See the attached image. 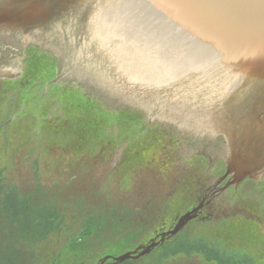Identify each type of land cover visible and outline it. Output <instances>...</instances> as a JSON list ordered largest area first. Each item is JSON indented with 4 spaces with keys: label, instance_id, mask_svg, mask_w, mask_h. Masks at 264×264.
Returning <instances> with one entry per match:
<instances>
[{
    "label": "water",
    "instance_id": "water-1",
    "mask_svg": "<svg viewBox=\"0 0 264 264\" xmlns=\"http://www.w3.org/2000/svg\"><path fill=\"white\" fill-rule=\"evenodd\" d=\"M0 40L17 47L33 42L44 52L35 65L55 69L60 60L69 72L62 83L67 94L60 105L52 102L51 117L42 107L49 97L39 105L40 96L33 95L41 74L23 87L3 85L8 93L0 96V122L10 102L26 103L25 115L29 107L37 112L34 121L17 117L4 130L11 136H0V164L10 165L32 204L50 199L63 211L80 205L87 213L111 211L124 195L150 193L151 185L167 192L180 177L224 175L234 186L246 181L223 199L264 214V180L250 181L264 178V0H0ZM3 47L0 66L11 67L14 50ZM79 104L81 118L73 112ZM149 136L162 137L161 147L174 152L167 163L158 160L160 145L155 148ZM140 143L147 167L140 170L133 161L116 171L124 156L119 149L140 153ZM233 220L188 231L235 254L243 249L230 250L223 232L239 239L232 225L248 222ZM187 222L181 220L172 235ZM116 227L121 237L98 264L138 259L158 246L137 254L140 248Z\"/></svg>",
    "mask_w": 264,
    "mask_h": 264
},
{
    "label": "flooded vegetation",
    "instance_id": "flooded-vegetation-1",
    "mask_svg": "<svg viewBox=\"0 0 264 264\" xmlns=\"http://www.w3.org/2000/svg\"><path fill=\"white\" fill-rule=\"evenodd\" d=\"M4 45L5 48L9 49L5 50V52H11V50H14V52L11 53L14 65L10 67L7 63H3V65L0 66V96H4L8 93L4 90L7 86L3 85H15L23 87L24 83L26 82L25 79L37 78L39 77V74H41L42 79L35 86V89H38L37 93H33V95L37 98L40 96V101L38 103L49 97V100L46 103H43L42 107L43 113H47L46 116L51 117L53 106L52 102L54 101L55 105H60V103H62V96L65 93V90L67 92L66 86L62 85V83L66 84L67 76H69V72L66 70L67 68L61 67L60 60H57L58 62L55 64V69H52V67H41L35 65L39 61H44V58H40L43 57L44 52L37 49L36 44L33 42H23L21 47H17L13 44H3V40H0V47L4 48ZM50 56L53 57L52 55ZM11 69L20 70L14 73ZM45 75H52L53 77L45 81V78L47 77ZM58 78H60L59 82H53L57 81ZM8 88L10 89V87ZM75 93L82 97L81 91L76 88ZM16 95L18 96V93H16ZM66 98L67 97L65 96L64 100L67 102ZM20 101L21 103L10 102L8 104V107L6 108L7 117L0 122V136H3L4 134H9V136H11L10 132H6L4 130L8 126L16 123L17 117L20 118L19 120L29 119L30 121H34L36 118L37 112H31L30 107L28 108V115H25L26 103H23L22 100ZM39 105H41V103ZM80 106L82 107L80 104L79 106H73V112L79 118H81L83 115V110L80 108ZM0 112H3L4 114V105L1 101ZM22 114L24 115L22 116ZM62 117L63 115L61 114L58 118L61 119ZM75 129L81 133L80 126L76 127ZM218 139L221 140V138ZM223 142L224 141H222V143ZM1 143L2 142L0 141V144ZM79 143L81 142L77 141V144L80 146ZM141 145L142 144L140 143V147ZM223 145L225 146V142ZM129 149V153L123 150L121 152V149H119L118 153L122 155L124 153V156L123 159H121L122 161H120L117 165V170L115 169L116 171L119 170L122 164H128L133 161H136L137 165L140 167V170H143V168L147 167V149L145 148L146 150L143 151L141 147L140 153H137L135 148L132 149L129 147ZM2 150L3 148L0 145V156L2 155ZM133 151L134 153L132 154ZM172 152L162 148L161 152L159 153L160 157L158 160L165 161L163 163H167L170 157H173L174 155V152ZM158 160L154 161L158 163ZM221 161L225 164L224 158ZM4 169L5 168L0 166V214L2 213L4 200L9 199V195L2 194L5 187L4 184H2L3 180L5 179ZM93 177H95V179H101L103 178V175L100 177ZM231 180L230 177L224 179V175L218 179L207 177H180L174 180L172 186L167 192L161 191L155 186L151 185L153 189H150V193H139L137 195L126 194L124 195L125 197L121 198L120 200L121 205L116 206L117 208L114 207L111 211L109 210L112 230L110 233L116 234V226L120 227L122 231L119 234H124L126 239L129 236L132 239V243H134V249L139 250L140 248L137 254L141 253L151 244L157 243L158 246H156V248L153 249L150 254L131 260L136 264H151L150 260L146 259H148V257L153 254L154 251L173 248L183 238V234H186L192 238V230L188 231L190 227L203 224H218L225 220H230L229 222L233 224V218L240 217L242 220L247 221L248 225H242L240 223L232 225L237 229L238 234H241L239 239L236 238V234L233 232H223L222 237L230 240V242H226V244L229 243V246L231 247L230 250L233 251L236 246L243 249V251H235V254H239L238 256H234L236 257V264H264V214L262 216L254 215L252 212L246 210V208H244L241 203H238V205H230V199L227 200L225 197L223 199V195H225L228 189L233 187L237 190L246 181L245 180L238 186H234L230 184ZM262 180H264V178L260 180L252 179L250 181L259 183ZM5 181L6 185L8 186L17 183L15 178L12 177ZM94 181L95 180H92L93 183ZM12 189L13 188H7V194H11L9 191ZM230 203H232V201H230ZM181 220L183 223L185 220H188V222L179 233L172 235V232L175 230L176 226ZM113 240H115V238H113ZM236 240H239V243H236ZM172 258L175 259L179 264H200V262L202 263V261H206L196 258ZM166 260L167 259H165V261ZM161 262L162 263L160 264H168L163 261Z\"/></svg>",
    "mask_w": 264,
    "mask_h": 264
},
{
    "label": "trees",
    "instance_id": "trees-1",
    "mask_svg": "<svg viewBox=\"0 0 264 264\" xmlns=\"http://www.w3.org/2000/svg\"><path fill=\"white\" fill-rule=\"evenodd\" d=\"M149 140L153 141V145H155V148L157 145H160V142L164 139L162 137L156 136V138H153L149 136ZM162 143L159 146V149H162ZM11 194H14L16 191L14 189L10 190ZM7 192V191H5ZM38 193V191H37ZM25 201V204H27L26 210H35L36 212L41 211H50V215H45L42 213V217L40 218V224L37 226H41L43 229H46L47 223L44 222L45 219H51L52 225L47 226L49 229L52 227L51 233L55 232L58 228L61 229L62 227L64 230L68 231L69 229V221L70 219H74L76 222H78L82 226V231L76 236V238H72L68 241L67 245L63 246L65 247L64 251H61L59 262H56V253L59 251L55 247H52L49 253L45 251V258L41 256L40 253L37 254V256H34L33 253V243L29 242L31 240L37 241L42 240L44 241L47 237L45 232L35 230V233H28L26 235L27 241L25 244L24 242H21L20 245H17V247L21 250L20 258L19 256L16 257L15 264H48V262H53L51 264H64L65 262H61L63 259L67 260L71 258L73 254H79V260L77 264H96L92 263L89 259L95 249H100L101 251L105 250L110 242H113L112 237L110 236L112 232L111 230V224H110V216H109V209H106L105 207H99L97 209L93 208L94 210H90V212H86L83 206L80 205L79 209L69 208L68 211H63L60 206H56L55 202H53L50 199L47 200H38L35 203H33V199L30 196L23 199ZM52 201V203H51ZM48 204V205H47ZM80 204V203H77ZM37 206L38 208L34 207ZM39 205V206H38ZM40 208V209H39ZM62 210L60 211L59 210ZM67 210V209H66ZM85 211V212H84ZM37 216V215H36ZM33 222V221H32ZM31 222V223H32ZM30 223V225H31ZM28 224V223H27ZM62 230L61 232L65 233V231ZM59 232V231H58ZM59 232V233H61ZM120 235L117 236L116 240H119ZM215 245V244H213ZM46 249V247H45ZM167 251H170L169 254L166 257L172 256V257H178L181 254H186L187 257H191L194 255L195 257H199L200 259H205L207 264L209 263H216V264H236L235 259H232L233 256H229L226 253L219 250L217 247L212 246V243L209 241H206L204 239H199L198 243L195 244L192 247H188L187 249H181V250H173V249H164ZM48 254V255H47ZM55 256V257H54ZM62 259L60 260V258ZM4 258V257H3ZM55 258V259H54ZM196 258V259H199ZM66 260V261H67ZM81 260V262H80ZM61 262V263H60ZM109 264H113L111 261H108ZM125 263L135 264L131 261H127ZM203 264V263H202Z\"/></svg>",
    "mask_w": 264,
    "mask_h": 264
},
{
    "label": "rangeland",
    "instance_id": "rangeland-1",
    "mask_svg": "<svg viewBox=\"0 0 264 264\" xmlns=\"http://www.w3.org/2000/svg\"><path fill=\"white\" fill-rule=\"evenodd\" d=\"M0 166H2L4 169V180L2 182V184H4V190L3 193L4 195H9V199L8 200H4V204H3V209H2V213L0 214V264H15L16 262V257L21 255V250L17 247V245H20L21 242H24L25 244H27L25 240H27L26 235L28 233H35V230H39L42 232H45V234H47L46 238L44 241L42 240H31L29 242H32L33 245V253L34 256H37L38 253L41 254V256L43 258H45L44 254L45 251L47 253H49V251L51 250L52 247H55L56 249H58L59 251L56 253V262H59V255L61 253V251H64L65 247L62 248L63 246L67 245L68 241L72 238H76V236L78 237V235L81 233L82 231V226L76 222L74 219H70L68 220L69 223V229L68 231L64 230V228L62 227L61 229L52 232V227H50L49 229H47V226H51L52 225V220L51 219H45L44 222L47 223L46 225V229H43L41 226H37V225H41L40 218L42 217V213H44L45 215H50V211H45V212H41L38 211L36 212L35 210H26L27 208V204H25L24 196L22 195L19 186L17 183H14L13 185H6V181L8 178H14L13 176H11L8 172V169L10 167L9 164H5V163H1ZM8 177V178H7ZM16 181V180H15ZM9 188H13L16 192L14 194H7L6 189ZM11 192V191H9ZM7 198V197H6ZM34 206V205H33ZM36 208H38L37 206H34ZM40 209V208H39ZM37 215V216H36ZM33 221V222H32ZM32 222V223H31ZM28 223V224H27ZM31 223V225H30ZM62 230L65 231V233L61 232ZM61 233H59V232ZM113 238H115V240H113V242H110V244L108 245V247L101 251L100 249H95L91 255V257L89 258L91 260L92 263H96L100 257H105L109 254V252L114 248L115 244H116V238H117V234H111L110 235ZM199 239H204L206 241H209L210 243H212V246L217 247L219 250H222V245L219 244L216 241L210 240L206 237H204L201 234H196L193 238L191 239H186V241H179L178 244L176 246H174L173 250H181V249H187L188 247H192L195 244L198 243ZM215 244V245H213ZM46 247V249H45ZM62 249V250H61ZM61 250V251H60ZM170 251L167 250H160V251H154L153 254H151L148 259L146 260H150L151 264H160L162 263L161 261L168 263V264H179L175 259L172 258V256L166 257L169 254ZM44 253V254H43ZM225 253V252H224ZM229 256H233L232 259H235L236 257L234 256H238L239 254H229L226 253ZM48 255V254H47ZM72 257L69 258L67 260H62L61 262H65L64 264H77L78 260H79V254H73L71 255ZM4 257V258H3ZM54 258V259H55ZM178 259H184V258H199V257H195L194 255H192L191 257H187L186 254L184 255H180L177 257ZM62 259V257L60 258V260ZM165 259H167L165 261ZM200 259V258H199ZM203 260H206L203 259ZM236 260V259H235ZM60 262V263H61ZM81 262V260H80ZM148 262V261H147ZM53 263L48 262V264ZM202 263L207 264L206 261H202ZM200 262V264H202ZM123 264H129V263H123ZM212 264V263H211ZM216 264V263H213Z\"/></svg>",
    "mask_w": 264,
    "mask_h": 264
}]
</instances>
